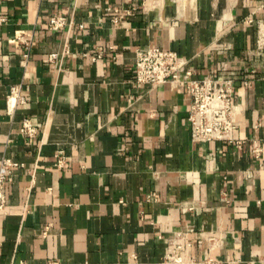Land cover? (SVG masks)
I'll list each match as a JSON object with an SVG mask.
<instances>
[{
	"label": "crops",
	"instance_id": "0c3cea01",
	"mask_svg": "<svg viewBox=\"0 0 264 264\" xmlns=\"http://www.w3.org/2000/svg\"><path fill=\"white\" fill-rule=\"evenodd\" d=\"M156 47L240 88L232 141H193L181 84L136 82ZM5 158L0 264H264V0H0Z\"/></svg>",
	"mask_w": 264,
	"mask_h": 264
},
{
	"label": "built area",
	"instance_id": "2783aa9c",
	"mask_svg": "<svg viewBox=\"0 0 264 264\" xmlns=\"http://www.w3.org/2000/svg\"><path fill=\"white\" fill-rule=\"evenodd\" d=\"M67 25L66 18L55 16L49 23V28L60 31ZM261 43H259L260 45ZM29 57L26 53L25 58ZM188 62L175 51L161 48H151L139 51L136 55L134 74L140 85L158 87L166 83L181 84L191 95L192 104L188 114V121L192 129L195 142L209 143L213 141H232L233 132L237 128L236 115L238 106L234 103L237 91L232 79L205 77L193 79L187 70ZM247 85V84H246ZM10 108L17 104L26 103L16 87H12L8 97ZM21 133L33 138L37 129L28 119L24 120ZM57 166L66 165L64 152L57 153ZM19 167L12 159L5 158L0 165V211L8 203V194L13 183L14 170ZM169 264H224L221 260L209 256L204 260L192 258L183 260L181 257L168 258Z\"/></svg>",
	"mask_w": 264,
	"mask_h": 264
}]
</instances>
